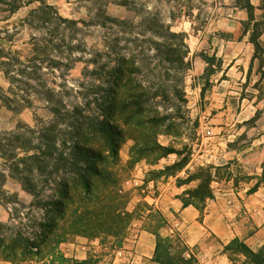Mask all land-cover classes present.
Returning <instances> with one entry per match:
<instances>
[{
	"label": "rangeland",
	"instance_id": "rangeland-1",
	"mask_svg": "<svg viewBox=\"0 0 264 264\" xmlns=\"http://www.w3.org/2000/svg\"><path fill=\"white\" fill-rule=\"evenodd\" d=\"M246 3L0 0V231L8 236L21 231L38 241L36 234L44 230L40 224L48 221L41 205L52 194L55 175H48V185H40L43 192L35 199L10 175L17 167L26 174L18 146L26 140L39 145L40 130L52 119L49 90L68 108L89 104L98 110L106 71L120 57L134 58L142 69L139 78L154 89L167 86V98L156 95L151 106L170 119L157 127L117 121L124 133L119 157L103 165L104 174L95 179L88 198L72 190L65 218L71 233L100 237L112 251L132 245L126 238L137 234L150 207L140 200L144 192L135 163L166 155L161 144L176 150L170 157L176 164L157 173L174 174L186 165L179 181H191L189 190L208 176L214 179L213 191L250 192L256 186L264 190V48L249 69L243 63L237 64L238 70L229 69L228 60L216 55L219 38L226 44L232 36L221 30L237 28L232 19L236 8H246ZM114 18L118 22L111 21ZM248 27L243 23L238 30ZM168 124L173 125L169 130ZM33 173L34 181L43 178L35 169ZM185 199L204 207L198 197ZM151 210L147 223L164 225L163 215ZM64 230L57 227L48 244L64 237ZM167 238L159 257L177 260L186 250L184 241L179 235ZM11 259L22 258L16 254Z\"/></svg>",
	"mask_w": 264,
	"mask_h": 264
},
{
	"label": "trees",
	"instance_id": "trees-1",
	"mask_svg": "<svg viewBox=\"0 0 264 264\" xmlns=\"http://www.w3.org/2000/svg\"><path fill=\"white\" fill-rule=\"evenodd\" d=\"M246 7L251 16L253 7L249 2ZM111 21L118 22L115 18ZM255 26L252 41L257 53L262 48L258 38L263 29L261 23H256ZM170 47L172 46H168L169 49ZM141 73L142 69L134 58H118L115 65L106 71L107 79L103 82L105 94L98 103V110L90 109L89 104L86 107L74 105L68 108L60 98H54L55 93L49 90L46 98L52 106V119L41 128L39 145L31 146L30 140H26L24 145L18 146L19 151L23 152L19 161L26 167V174L19 172L17 167L10 175L18 179L34 199L41 194L42 189L39 188L48 185V175H55L54 180L49 178L54 183L52 194L41 205L46 216L44 218L48 221L40 224L44 230L40 235L36 234L38 241L26 237L21 231H16L11 236L0 231V255L3 258L11 259L16 254L21 256V260L32 258L38 251L36 249L48 243L49 236L57 229L60 219L64 218L67 202L73 197L72 190H81L86 198L92 194L95 179L104 174L103 165L108 159L117 160L119 157L124 133L117 121L141 127H157L170 119L169 115H159L151 106V100L156 95L167 98V86L163 83L154 89L153 84L139 78ZM172 127V124H168L167 130ZM159 147L166 150V154L177 153L173 148ZM183 167L184 165L180 169ZM34 169L43 177L39 181L33 180ZM213 180L208 176L199 187L188 190L186 194L190 198L198 197L202 203L205 202L207 198L213 197ZM205 185L207 188L203 189ZM167 241V237L159 236L155 261L162 264H193L196 261L193 256L189 259L185 257L184 253L188 249L185 244L183 245L186 250L177 260L161 259L159 249ZM234 247L235 251L232 252ZM226 250L234 264H264L263 252L253 251L239 238L229 244Z\"/></svg>",
	"mask_w": 264,
	"mask_h": 264
},
{
	"label": "crops",
	"instance_id": "crops-1",
	"mask_svg": "<svg viewBox=\"0 0 264 264\" xmlns=\"http://www.w3.org/2000/svg\"><path fill=\"white\" fill-rule=\"evenodd\" d=\"M246 2L253 7L251 16L247 7L236 8L238 12L232 21L237 23V28L221 30L232 36L227 45L224 44L225 39L220 37V45L216 48V55L222 57L224 62L228 60L229 69L238 70V63H243L244 69H249L256 59V48L252 41L256 23L262 25L263 31L258 41L264 48V0ZM243 23H247L249 28L240 32L238 28ZM174 154L177 153L163 155L155 162L142 158L135 163V176L144 192L140 200L146 201L150 207L146 208L136 228L137 234L133 238H126L132 245L112 251L100 237L78 231L73 234L70 224L65 223V214L58 225L60 230H66L64 237L36 249L38 251L32 258L19 262L3 258L0 264H162L155 261L159 236L165 238L172 235L182 237L188 248L185 257L196 258L193 264H234L226 247L236 238L242 239L253 251L264 254V190L259 188L253 192H243L237 188L236 191L218 189L213 191V197L202 203L204 207L200 209L191 201L187 200L186 203L185 196H189L186 192L190 189L191 181H179L186 165L174 174L160 175L176 164L170 158ZM122 161L128 162L127 159ZM151 208L163 215L164 225L157 228L155 223H147Z\"/></svg>",
	"mask_w": 264,
	"mask_h": 264
}]
</instances>
